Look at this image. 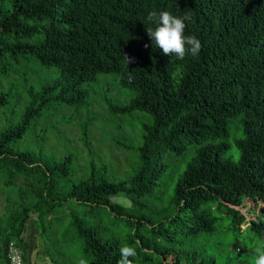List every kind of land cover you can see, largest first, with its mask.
<instances>
[{"label":"trees","instance_id":"16d2710c","mask_svg":"<svg viewBox=\"0 0 264 264\" xmlns=\"http://www.w3.org/2000/svg\"><path fill=\"white\" fill-rule=\"evenodd\" d=\"M151 11L189 15L186 35L201 40L199 57L179 61L154 47ZM29 60L57 78L22 75L28 85L16 98L26 97L25 109L0 126V264H9V245L29 264L28 229L40 238L43 264H117L122 244L136 249L133 264H169L170 256V264H216L184 248L218 229L249 230L264 243V0H0V111L13 99L5 79ZM98 75L131 91L109 113L151 117L126 179L115 180L104 158L73 178L71 154L42 159L11 147L51 106L83 107L88 92L80 87ZM234 120L242 131L236 162L225 157ZM85 127L78 146L90 153ZM190 146L191 159L168 185L172 194L159 189L163 154L183 156ZM245 199L263 205L256 220L236 209ZM176 238L184 248L170 246Z\"/></svg>","mask_w":264,"mask_h":264},{"label":"rangeland","instance_id":"374dc122","mask_svg":"<svg viewBox=\"0 0 264 264\" xmlns=\"http://www.w3.org/2000/svg\"><path fill=\"white\" fill-rule=\"evenodd\" d=\"M11 71V77L8 78V76L5 83L7 89L11 87L13 99L10 100L7 107L0 111L2 129L5 128L8 120L15 121L21 110L25 109L24 100L26 97L24 99L23 97L16 98L17 94H23L28 85L22 79V75L29 82L33 78H39L40 80H47L48 84L57 78L54 68H43L31 60L26 63L22 61L20 65L13 66ZM17 78L18 80H16ZM97 79L95 83H87L80 87L88 92V99L83 107L78 109L76 107L51 106L44 112L43 116L31 123L24 137L13 143L11 147L16 150L30 151L42 159L53 157L59 160L63 155L71 154L73 156L71 164L73 178H81L86 175L91 160L98 161L97 158H104L108 163L109 171L115 176V180L126 179L132 170V164L137 159L135 148L139 143L142 127L151 122V117L140 112L116 115L109 113L108 107L110 105L126 104L131 99V91L118 87L112 75H98ZM84 127L88 129L87 135L91 143L90 153H88L87 148L84 152L79 148L80 144L78 146ZM229 131L230 135L225 140L229 147L225 157L236 162L239 158V151L235 148L234 141L242 137V131L237 127V120L231 122ZM116 142L128 146L129 149L124 151L116 148ZM194 151L195 147L190 146L183 153V156H173L169 152L163 154L161 160L166 165V174L163 183L158 187L159 189L165 191L169 188V192L172 194L173 186L169 187L168 185L173 181L175 182L178 171L180 172L185 168ZM121 156L126 157L127 162H123ZM0 191L2 190L0 189ZM164 193L159 192L157 195ZM167 197L168 194H164V199ZM4 198V192H0V216L4 212ZM114 200L126 204L123 198ZM262 208L263 205L260 202L249 199H245L240 207H236L246 217L247 221L256 220L258 215H262ZM246 226L242 225V230ZM25 238L29 251H31L27 262L29 264L32 262L43 264L45 259L41 261L37 256V252L43 249L38 234L35 231L32 234L31 229H28ZM200 238V241H192L191 244H188L187 248L179 246L182 241L180 238H176L178 245L171 243L170 246L175 250L177 248H184L188 251L198 250L202 253V257H205V260L212 257L216 259V264H255L254 249L261 243L249 230L243 231L241 235H235L229 231L218 229L213 234L200 236ZM172 262V256L165 260V263L170 264Z\"/></svg>","mask_w":264,"mask_h":264},{"label":"clouds","instance_id":"9594fccd","mask_svg":"<svg viewBox=\"0 0 264 264\" xmlns=\"http://www.w3.org/2000/svg\"><path fill=\"white\" fill-rule=\"evenodd\" d=\"M191 17L173 15L169 11H151L147 15V21L155 27H146L148 37L154 47L159 48L166 56L175 57L179 61L186 57H199L202 43L194 35H186L187 24ZM148 45L145 44V48ZM125 61L129 64L131 59L124 55ZM255 264H264V243H259L255 249ZM121 259L117 264H133L130 257L135 258L137 251L134 247L122 244L120 247ZM23 264V263H22Z\"/></svg>","mask_w":264,"mask_h":264},{"label":"built area","instance_id":"2783aa9c","mask_svg":"<svg viewBox=\"0 0 264 264\" xmlns=\"http://www.w3.org/2000/svg\"><path fill=\"white\" fill-rule=\"evenodd\" d=\"M9 264H22L20 252L13 245L8 246Z\"/></svg>","mask_w":264,"mask_h":264}]
</instances>
